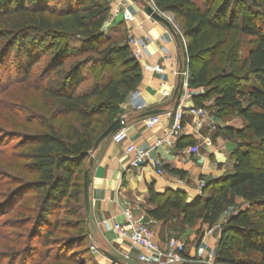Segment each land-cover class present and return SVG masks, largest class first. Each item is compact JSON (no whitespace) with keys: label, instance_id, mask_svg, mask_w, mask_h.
Here are the masks:
<instances>
[{"label":"trees","instance_id":"1","mask_svg":"<svg viewBox=\"0 0 264 264\" xmlns=\"http://www.w3.org/2000/svg\"><path fill=\"white\" fill-rule=\"evenodd\" d=\"M51 1L55 7H50ZM152 1L158 10L183 21L188 87L203 88V99L213 98L217 113L233 110L244 125L224 129L229 140H238L230 175L205 182L200 197L191 203L184 194L159 198L150 189L154 208L147 214L177 238L196 224L214 227L242 200L246 208L222 228L215 262L264 264V30L255 17L239 19V0H204L202 9L194 6L195 0ZM109 10L105 0H63L58 5L54 0H0V88L12 74L17 85L31 82L41 68L33 87L41 92L42 104L29 112L33 118L26 124L32 132L19 135L17 146L19 169L30 179H19L0 203L2 210L16 200L14 208L2 214L19 209L20 227L30 226L25 243L10 255L12 264H38L41 258L43 264H86L71 252L76 248L85 255L90 247L83 197L86 163L95 141L121 117V107L142 79L127 43H111L103 30ZM205 30L249 39L241 71L253 76L257 85L247 93L229 75L216 85L213 69L221 52L219 47L201 48ZM68 60L72 62L65 67ZM228 68L233 71L235 66ZM87 79L95 81L85 85ZM60 119L63 127L54 124ZM32 240L41 247L32 246Z\"/></svg>","mask_w":264,"mask_h":264},{"label":"crops","instance_id":"2","mask_svg":"<svg viewBox=\"0 0 264 264\" xmlns=\"http://www.w3.org/2000/svg\"><path fill=\"white\" fill-rule=\"evenodd\" d=\"M122 22V18L118 19L111 24L110 29L117 30L118 24ZM140 22L131 26L129 34L145 41L147 47L137 60L141 70V82L128 95L121 111L120 118L124 121L126 138L121 143H114L112 136L104 139L90 154L85 167L90 180L89 210L86 214L88 240L93 253L100 254L107 260L106 263L99 262L100 264H142L136 261L137 256H146L143 251L129 250L126 241L106 232L102 225L103 221L123 223L122 212L126 209L138 221L153 229L154 241L164 251L167 239L173 234L162 222L154 221L147 214L148 210L154 208L150 202L149 190H153L159 198L168 193H181L191 203L201 195L198 181L203 179L208 182L232 173V153L236 145L227 138L224 129L242 128L211 118L208 123L212 120L215 130H210L207 125L198 127L189 118L184 123L183 131L178 136L171 137L169 132L173 121L165 116L161 117L160 123L153 129L145 127L142 116L146 113L157 111L163 114L172 112L179 106L182 109L199 107L212 99H203L206 94L203 88L182 87L177 73L184 70L185 59L176 35L171 34L166 27H161L160 23L156 22L155 25L149 21ZM166 58L172 59L171 66L164 62ZM163 90L167 91V96L162 94ZM136 97L144 105L142 111H137L132 106ZM157 139H165V142L153 150L150 156L161 159L163 174L158 175L148 166L131 168L130 157L125 153L126 147L133 144L140 149H149ZM218 223L219 220L210 229L207 225L196 224L182 238L176 239L186 245V253L190 257L202 259L208 250L218 245L220 235L215 230ZM199 230L200 239L193 243ZM102 252L116 258L118 263L110 261ZM127 255L128 261L125 260ZM156 262L157 258L152 257L151 264Z\"/></svg>","mask_w":264,"mask_h":264},{"label":"rangeland","instance_id":"3","mask_svg":"<svg viewBox=\"0 0 264 264\" xmlns=\"http://www.w3.org/2000/svg\"><path fill=\"white\" fill-rule=\"evenodd\" d=\"M62 1L63 0H54L56 5H58ZM105 1L108 3L110 10L103 30L108 31L107 38L110 39L111 43H127L128 39L131 37L129 34L131 26H136V24L141 23L140 21H149L155 24L156 22L150 19L144 13L145 7L149 6L170 24V28L175 33L178 40V45L180 46L184 55L185 60L183 69H187L188 61L185 54L188 41L183 37V21L181 19L176 18L171 13L158 10L152 0ZM203 1L204 0H195L194 6L198 9H202ZM50 7H55V4H53L52 1L50 2ZM235 11L239 19L242 15L257 18L259 27L264 30V0H239V3L235 6ZM125 12H127L134 18L132 22H126L123 20L122 23L118 24L117 30H115V28L111 30V24L115 23L120 18L123 19V14ZM126 24H128V26ZM160 26L164 27L163 25ZM248 42L249 39H244L239 33L232 32L229 34H221L218 36L207 30L204 31L201 38V48L203 50H208L219 47L217 50H219V53L221 52V55L216 56V68L213 69L214 74H216L217 76L216 85H220L219 83H223L225 81L224 79L228 75L232 77L229 79L237 83L240 89H244L246 93L248 92L247 90L249 89V87H251L252 85H257L253 76L247 75L246 70L241 71L243 62L242 60L245 56ZM211 55L212 54L204 57L203 62L205 63L211 57ZM48 58L49 56L42 59L41 65H45ZM71 62V60L66 61L64 64L65 67H68ZM230 65L235 66L233 71L229 70L228 67H230ZM195 67H198V65L195 64ZM39 71H41V68H38L33 74L34 76L32 77L31 82L24 83L23 85L15 84L14 80L16 76L15 74H12L10 78L8 77L6 80H4V83L0 88V203L2 202L4 196L9 193L10 190L16 187L19 179H30V176H27L19 169V163L21 162L18 157V153H20L21 150L17 149V146L19 143V135L29 134L32 132V127L26 124V122L29 118H33V115L30 114L33 110H35L33 108L40 107L42 104L41 92L36 91L33 87V85L35 84L37 73ZM94 81L95 80L93 79H87L85 85H91L94 83ZM211 99V102L209 101L205 105L199 106L201 108L204 107L207 109L209 118H213V120H219L220 123H231L233 125L243 127L244 121L233 110H226L221 113H217V110L213 104V98ZM122 108L124 109V105L121 107V110ZM63 121L64 120L60 119L58 121H55L54 124L59 127H63V125H65ZM237 141L238 140L233 141L234 145H237ZM245 141L246 140H239L240 143H243ZM260 155L264 157V150L263 152H260ZM201 180L204 181L203 179ZM15 201L16 200H14L10 204H7L2 210H0V264H10L13 261H10L11 253H13L14 250H19L22 247L21 244L25 243V238L30 227H20V220L22 219L21 217L23 215L22 213H18L19 209L17 211H9V213L7 214H2L4 210L8 211L11 208L13 209L14 207L12 206ZM22 202L23 199H21L18 203ZM28 205L29 203H27L26 206ZM246 206L247 204L244 203V201L237 200L235 207L226 210L220 217L219 223L215 229L217 233L221 235L222 228L226 224L229 217L234 215L239 210L245 209ZM190 229L191 228L185 229V232ZM200 234L201 232L199 230L196 234L197 237H195V239L193 240V243H196V241L200 239ZM182 235H180L179 237H181ZM232 235V233H228L227 237L231 239ZM170 239L176 238L174 235H172L167 240ZM31 245L37 246L39 248L41 247L40 244H37L35 240L31 241ZM75 249L76 248H74V250H72L71 252L75 251V253H78V260H84L86 264H100L99 262L101 261H107L100 254L93 253L91 247H89V252L85 255L80 254V249ZM214 249L217 253V247ZM208 253L209 250L204 254V257L202 258L203 260L207 261ZM54 255L55 254L52 253L51 259L54 257ZM44 260L45 259L41 258L37 263L43 264L46 262Z\"/></svg>","mask_w":264,"mask_h":264},{"label":"built area","instance_id":"4","mask_svg":"<svg viewBox=\"0 0 264 264\" xmlns=\"http://www.w3.org/2000/svg\"><path fill=\"white\" fill-rule=\"evenodd\" d=\"M134 18L125 12L123 14L124 21L132 22ZM133 57L138 60L145 52L147 43L141 39L130 37L127 41ZM164 62L168 65H172L173 61L171 58L164 59ZM182 81V87H188V70L184 69L177 73ZM162 94L167 96V91L163 90ZM132 106L137 111H142L144 105L141 103L138 97H136L132 103ZM162 116L172 119L173 124L171 126L169 136L176 137L184 129V123L186 119H191L196 123L198 127L207 125L210 130H215V124L208 116L206 108L201 107H190L182 109L180 106L172 112H165L163 114H157L143 118L144 125L147 129L151 130L160 123ZM126 138V128L119 129L112 135V141L114 143H121ZM165 142V139H157L152 147L149 149H140L137 146L130 144L126 147L125 153L130 157L129 166L137 169L143 166H148L153 169L158 175H162V161L158 157H151L150 154L158 146ZM205 182L200 180L198 182V190L202 193ZM123 223H108L103 221L102 225L106 232L113 233L117 238L126 241L129 244V250H138L146 253V256H137L136 261L142 264H151L152 257L157 258L156 264H185V263H197V264H216L215 249H210L208 253V259H197L196 257H190L186 253V245L178 241L177 239H170L166 243V248L161 251L154 241V231L147 225L138 221L128 209L122 212ZM202 244V243H201ZM125 260H129V256H125Z\"/></svg>","mask_w":264,"mask_h":264},{"label":"water","instance_id":"5","mask_svg":"<svg viewBox=\"0 0 264 264\" xmlns=\"http://www.w3.org/2000/svg\"><path fill=\"white\" fill-rule=\"evenodd\" d=\"M144 13L146 14V16H148L150 19L154 20L157 23H160L161 25H163L164 27H166L171 34H175L171 28H170V24L160 15L158 14L156 11H154V9H152L149 6H146L144 9ZM159 114L157 111L154 112H149L146 113L142 116V118H146L149 116H153V115H157ZM124 126V121L122 118L117 119L114 123H112V125H110L99 137L98 139L95 141L94 145H93V149L91 151V153H93L98 145L107 137L112 136L116 131H118L119 129L123 128ZM92 164V159H90L89 161V165ZM89 173L88 170H86L84 172V181H83V197H84V205H85V211L86 214L88 213L89 210V200H88V188H89ZM103 255L105 257H107L110 261L118 263L117 259L114 258L113 256L109 255L106 252H102ZM185 264H197V263H185Z\"/></svg>","mask_w":264,"mask_h":264}]
</instances>
